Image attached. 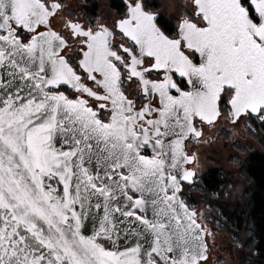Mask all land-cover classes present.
I'll return each instance as SVG.
<instances>
[{"label":"snow or ice","instance_id":"1","mask_svg":"<svg viewBox=\"0 0 264 264\" xmlns=\"http://www.w3.org/2000/svg\"><path fill=\"white\" fill-rule=\"evenodd\" d=\"M87 7L0 0V264H218L186 192L264 128V0Z\"/></svg>","mask_w":264,"mask_h":264},{"label":"rangeland","instance_id":"2","mask_svg":"<svg viewBox=\"0 0 264 264\" xmlns=\"http://www.w3.org/2000/svg\"><path fill=\"white\" fill-rule=\"evenodd\" d=\"M156 1L153 0L156 4L173 3V0ZM69 2L87 5L85 13L88 15H100L109 12L114 13L115 7H110V5H116L120 0H69ZM159 10L171 14L174 9L161 7ZM85 13H82V15ZM263 131L264 129L256 128L254 124L252 125V131L247 130L244 125H241L238 129L232 128L230 125L224 129L218 126L211 129V133L208 135L209 142L198 146L200 172L202 170L216 171L215 168L222 170L218 174V180L223 182L220 188L209 190L205 194L192 191L188 195H192L197 201L198 207L208 214L206 223L215 232L212 259L218 261V264H244L240 255L242 246L237 242V238H230L224 233H227L224 230L226 226L224 224L233 221L222 215L220 207L222 205L223 208H233L235 204L241 202L244 185L241 184L242 182L235 183L234 177L231 178V174H234L240 168V163L249 148H251V151L257 149L264 151V145L259 140V137H264ZM209 144H212V146L210 147ZM232 181H234V185L231 183ZM215 191L218 192L215 193Z\"/></svg>","mask_w":264,"mask_h":264},{"label":"trees","instance_id":"3","mask_svg":"<svg viewBox=\"0 0 264 264\" xmlns=\"http://www.w3.org/2000/svg\"><path fill=\"white\" fill-rule=\"evenodd\" d=\"M259 140L264 145V137H259ZM215 170V176H210L206 181L207 191L217 185L215 183L222 170ZM233 177L235 183L242 182L244 188L241 202L233 208L220 207L222 215L233 221L224 224L227 231L224 233L230 238H237L242 246L240 255L244 264H264V151H251L249 148L240 168L231 174ZM234 181L231 182L233 185Z\"/></svg>","mask_w":264,"mask_h":264},{"label":"flooded vegetation","instance_id":"4","mask_svg":"<svg viewBox=\"0 0 264 264\" xmlns=\"http://www.w3.org/2000/svg\"><path fill=\"white\" fill-rule=\"evenodd\" d=\"M255 125V127L256 128H261L259 125H256V124H254ZM262 129H264V128H262ZM211 133V130H209L208 132H207V135H209ZM263 133H264V131H263ZM213 144V143H212ZM212 144L210 145V147L212 146ZM208 145V146H209ZM208 146H206V148L207 149H209V147ZM196 150L198 151V146H196ZM197 175H198V177H200L201 179L198 181V183H199V187H197V188H192L190 191H187L186 192V195L188 196L192 191H196V193H198V194H202V193H204L205 194V192H207V184H206V181H207V179L210 177V176H215V171H213V170H206V171H204V170H202V172H200V169H199V171H198V173H197ZM223 182L221 181H217L215 184H217V185H215V186H213V187H210V191L211 190H217L218 188H220V186H221V184H222ZM216 192H218V191H215V193ZM190 199H191V201L193 202V203H195V204H197V201L194 199V197L192 196V195H190V196H188ZM214 222V221H213ZM212 256H213V254H212Z\"/></svg>","mask_w":264,"mask_h":264}]
</instances>
